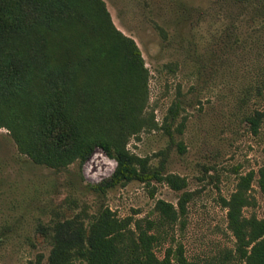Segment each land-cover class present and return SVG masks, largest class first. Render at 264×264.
Returning a JSON list of instances; mask_svg holds the SVG:
<instances>
[{"label": "rangeland", "instance_id": "374dc122", "mask_svg": "<svg viewBox=\"0 0 264 264\" xmlns=\"http://www.w3.org/2000/svg\"><path fill=\"white\" fill-rule=\"evenodd\" d=\"M102 1L148 70L147 112L154 113L157 128L132 138L128 149L154 166L164 159L166 171L185 178L184 192L191 195L185 226L169 230L156 253L162 258L174 240L190 261L221 264L234 245L221 199L235 191L238 175L264 166V0ZM175 104L170 138L164 126ZM255 112L263 115L256 135L245 121ZM181 123L183 134L176 130ZM115 166L98 149L81 168L39 167L0 130V264H46L50 246L42 228L56 214L70 217L85 207L93 213L104 205L120 219H153L156 201L177 207L180 193L164 184L133 182L105 197L88 195L85 185L109 178ZM252 189L258 206L244 215L262 218V198Z\"/></svg>", "mask_w": 264, "mask_h": 264}, {"label": "trees", "instance_id": "16d2710c", "mask_svg": "<svg viewBox=\"0 0 264 264\" xmlns=\"http://www.w3.org/2000/svg\"><path fill=\"white\" fill-rule=\"evenodd\" d=\"M147 107L141 52L115 27L102 0H0V130L18 152L59 172L73 164L81 168L101 150L116 166L109 178L85 185L88 195L105 197L133 182L164 184L180 193L177 207L156 201L153 219H120L104 205L93 213L85 207L70 217L56 214L42 228L50 246L46 264H214L190 261L174 240L162 258L156 253L169 230L185 226L191 195L184 192L186 179L167 172L164 159L154 166L128 149L132 138L157 128ZM178 110L175 104L164 126L170 138ZM262 120V113L245 115L255 135ZM183 129L179 124L177 133ZM178 150L185 151L181 143ZM253 185L262 198V218L244 215L258 206ZM221 206L234 239L221 264H264V166L238 175Z\"/></svg>", "mask_w": 264, "mask_h": 264}]
</instances>
